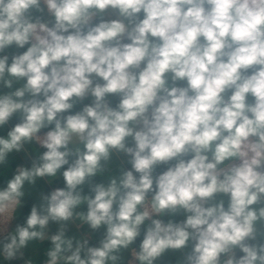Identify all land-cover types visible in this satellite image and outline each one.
<instances>
[{
    "label": "clouds",
    "instance_id": "9594fccd",
    "mask_svg": "<svg viewBox=\"0 0 264 264\" xmlns=\"http://www.w3.org/2000/svg\"><path fill=\"white\" fill-rule=\"evenodd\" d=\"M0 264H264V0H0Z\"/></svg>",
    "mask_w": 264,
    "mask_h": 264
}]
</instances>
